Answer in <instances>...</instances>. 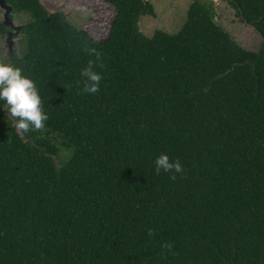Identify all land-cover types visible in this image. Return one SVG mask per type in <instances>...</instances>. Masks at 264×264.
<instances>
[{
  "label": "trees",
  "instance_id": "obj_1",
  "mask_svg": "<svg viewBox=\"0 0 264 264\" xmlns=\"http://www.w3.org/2000/svg\"><path fill=\"white\" fill-rule=\"evenodd\" d=\"M103 1V39L16 3L31 18L9 63L48 120L0 137V264H264V0H226L261 35L257 52L198 1L176 34L150 37L148 0ZM85 44L102 57L94 95ZM161 154L182 164L175 180L155 173Z\"/></svg>",
  "mask_w": 264,
  "mask_h": 264
},
{
  "label": "rangeland",
  "instance_id": "obj_2",
  "mask_svg": "<svg viewBox=\"0 0 264 264\" xmlns=\"http://www.w3.org/2000/svg\"><path fill=\"white\" fill-rule=\"evenodd\" d=\"M49 12L60 11L78 30L87 31L94 39H103L114 16V10L103 0H39ZM154 10V17L144 15L140 17V32L150 37L157 30L168 34H176L186 20L189 5L198 1L207 7L214 16V21L224 29L243 49L257 52L262 43L261 35L254 27L243 23L226 0H148ZM30 15L19 13L17 20L28 22ZM19 39V38H18ZM15 43V42H14ZM14 44L13 51L19 53ZM5 51L0 55V62L7 63ZM16 120L6 114L4 101H0V137L9 139ZM17 132V131H16ZM18 133V132H17ZM23 136L22 133H19ZM60 152L61 164L68 160V152L57 145ZM57 164L59 161L55 158Z\"/></svg>",
  "mask_w": 264,
  "mask_h": 264
},
{
  "label": "clouds",
  "instance_id": "obj_3",
  "mask_svg": "<svg viewBox=\"0 0 264 264\" xmlns=\"http://www.w3.org/2000/svg\"><path fill=\"white\" fill-rule=\"evenodd\" d=\"M83 51L94 56L89 59L87 67L81 70L83 79V94H96L100 91L102 75L95 71L96 67H103L101 53L87 44ZM0 101H4L6 114L16 120L14 125L18 133H27L34 129L42 132L48 116L44 113L43 102L34 81L22 74V69L11 63L0 62ZM163 171L173 173L170 179L175 180L176 174L184 171L179 160L171 161L166 154H161L155 159V173ZM147 235H154L153 229H148ZM162 250L171 251L173 245L163 244Z\"/></svg>",
  "mask_w": 264,
  "mask_h": 264
},
{
  "label": "flooded vegetation",
  "instance_id": "obj_4",
  "mask_svg": "<svg viewBox=\"0 0 264 264\" xmlns=\"http://www.w3.org/2000/svg\"><path fill=\"white\" fill-rule=\"evenodd\" d=\"M17 2L18 0H0V55L5 51L7 63L11 61L13 45L16 44L23 27L28 23L17 20L19 14L16 10Z\"/></svg>",
  "mask_w": 264,
  "mask_h": 264
},
{
  "label": "water",
  "instance_id": "obj_5",
  "mask_svg": "<svg viewBox=\"0 0 264 264\" xmlns=\"http://www.w3.org/2000/svg\"><path fill=\"white\" fill-rule=\"evenodd\" d=\"M18 29H20V27H18ZM11 46V45H10Z\"/></svg>",
  "mask_w": 264,
  "mask_h": 264
}]
</instances>
